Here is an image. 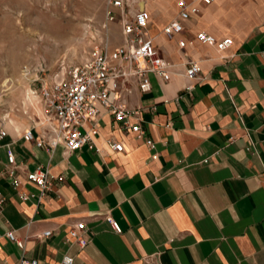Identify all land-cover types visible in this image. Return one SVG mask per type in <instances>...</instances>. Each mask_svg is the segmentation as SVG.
Segmentation results:
<instances>
[{
    "label": "crops",
    "instance_id": "obj_1",
    "mask_svg": "<svg viewBox=\"0 0 264 264\" xmlns=\"http://www.w3.org/2000/svg\"><path fill=\"white\" fill-rule=\"evenodd\" d=\"M178 1L137 2L148 16L146 36L174 73L168 82L148 74L149 92L133 85L123 99L127 110H141L129 124H138L152 150L112 127L102 110L94 140L99 153L82 147L64 154L60 146L46 151L24 142L26 130L40 135L36 96L21 117L0 121L6 133L0 141V264L22 258L59 264L64 256L72 264H264V0H184L198 12L181 22L180 34L166 38L161 30L175 18ZM199 32L230 38L232 46H177ZM190 63L200 74L188 82L183 72ZM106 139L119 142L122 152L108 150ZM8 153L16 166L11 175ZM36 168L50 176L41 198L25 180ZM21 194L28 197L20 200ZM76 222L84 224L82 248L67 240ZM45 231L50 235L43 238ZM6 233L22 241V249Z\"/></svg>",
    "mask_w": 264,
    "mask_h": 264
},
{
    "label": "built area",
    "instance_id": "obj_2",
    "mask_svg": "<svg viewBox=\"0 0 264 264\" xmlns=\"http://www.w3.org/2000/svg\"><path fill=\"white\" fill-rule=\"evenodd\" d=\"M137 2L138 0H108L106 3L105 22L119 24V45L109 48L105 41L99 46L92 47L82 62L62 68L60 74L52 76L49 80H40L37 93L29 91L33 97H39L42 116L39 124L40 135L34 138L32 131L26 130L22 134L24 142H32L35 147L46 151H52L60 146L64 154L73 153L82 147H86L90 152L99 153L100 149L95 145L94 140L98 135L97 119L102 110L110 118L112 127L117 126L122 131L135 134L143 139L144 145L149 150L153 149V142L144 137L138 124H129V119L138 117L141 110H127L123 99L133 85L141 94L149 92L148 74L162 82H168L174 73L171 71V65L156 54L151 39L146 36L148 16L137 9ZM199 2L208 5L211 0H199ZM176 8L175 18L161 30L166 38L180 34L181 22L198 12L196 7L184 0H179ZM192 42L212 46L219 51L232 46L230 38L217 40L203 32L195 34L188 42L178 41L177 46L183 48ZM262 56L264 58V50ZM199 74V65L190 63L185 68L183 77L191 82L196 80ZM191 89L190 84L184 87L186 91ZM5 136V131L0 130V141ZM104 146L111 152H122V145L113 139H106ZM6 164L8 166L6 172L11 175L16 166L13 156L9 153L6 155ZM25 180L38 189L39 198L50 186L48 172L39 168L26 173ZM12 185L16 187L17 183L13 182ZM27 197L23 194L18 196L20 200ZM1 201L0 198V203ZM107 222L116 234L120 233L115 222L109 218ZM49 235V231L42 233L43 238ZM5 236L18 249H22V241L15 239L11 233H6ZM67 240L79 248L86 244L82 222H76L67 230ZM72 263L73 259L69 256H64L59 262V264ZM18 264H36V262L22 258Z\"/></svg>",
    "mask_w": 264,
    "mask_h": 264
},
{
    "label": "rangeland",
    "instance_id": "obj_3",
    "mask_svg": "<svg viewBox=\"0 0 264 264\" xmlns=\"http://www.w3.org/2000/svg\"><path fill=\"white\" fill-rule=\"evenodd\" d=\"M107 1L0 0V121L21 117L40 80L82 62L96 45L118 44V25L105 22Z\"/></svg>",
    "mask_w": 264,
    "mask_h": 264
},
{
    "label": "bare ground",
    "instance_id": "obj_4",
    "mask_svg": "<svg viewBox=\"0 0 264 264\" xmlns=\"http://www.w3.org/2000/svg\"><path fill=\"white\" fill-rule=\"evenodd\" d=\"M27 95L30 96L34 100V97L31 95V93L29 91L27 92Z\"/></svg>",
    "mask_w": 264,
    "mask_h": 264
}]
</instances>
